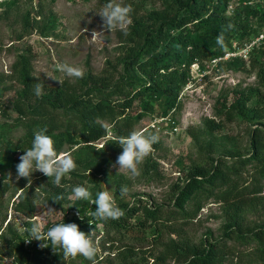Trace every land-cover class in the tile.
<instances>
[{
    "label": "trees",
    "instance_id": "obj_1",
    "mask_svg": "<svg viewBox=\"0 0 264 264\" xmlns=\"http://www.w3.org/2000/svg\"><path fill=\"white\" fill-rule=\"evenodd\" d=\"M39 1L36 0L37 4ZM233 1L237 7L227 17L226 11ZM254 1L262 0H154L157 7L151 4L146 9L145 0H123L132 6V23L128 35L116 32L120 48L113 64L105 61L99 77L91 75L86 67L83 78H75L73 83L63 81L54 88L44 85L39 98L34 94V85L38 82L31 75L29 56L23 52L17 54L8 77L16 88L10 100V110L15 116L9 118L0 105V116L10 120L0 125V179H5V171L16 168L15 157L31 147L34 132L44 128L53 139L57 153L64 146L74 148L76 169L66 174L60 185L54 183V177L45 175L38 177L28 189H24L27 180L18 182L15 191L19 194L13 212L32 217L42 209H59L70 203L72 187L84 186V183L98 191L94 174H101L102 166L117 159L107 157L103 146H95L106 136L101 122H106L118 139L127 136L135 123L151 113V104L159 106V117L168 116L177 107L178 93L189 80V68L193 64L221 58L226 51H234L233 43L240 45L264 31V7L251 5ZM16 3L17 0L0 1V8L6 11ZM28 24L26 21L25 26ZM221 34L224 39L219 44L217 37ZM261 44L252 47L248 60L250 67H256L257 85L264 88V62L258 60L264 47ZM221 64L231 70L244 69L239 57L218 63V67ZM3 83L0 76V98L12 88ZM213 110L218 122L206 123L211 133L221 130L233 118L252 123L246 149L243 155L231 158L228 165L221 158L209 157L189 165L183 179L170 188L172 202L166 212L161 206L147 207L135 199L130 204H118L124 212L122 217L104 221L87 217L89 211H95V205L75 199L71 207L74 214L47 222L43 230L60 222L76 223L81 231H92L93 238L111 244L141 243L151 234L158 241L159 233L165 230L175 238H168L161 246L155 257L158 264L166 261L225 264L233 257L238 264H264V222L248 228L241 216L245 208L253 205L264 183V125L261 124L264 98L257 88L251 89L246 94L235 95L229 104L225 99L216 100ZM15 130L21 131L20 136L10 138L8 135ZM159 146L158 140L152 148ZM156 167L154 163L144 164L146 173H155ZM119 185L114 178L116 193ZM3 191L0 187V195ZM58 196L64 199L54 201ZM208 199L224 207L221 236L216 240L205 236L193 244L183 238L182 228L198 212L200 203ZM189 203L193 207L191 211L185 209ZM80 215L85 217L81 219ZM88 220L92 221L91 225ZM31 238L29 230L17 232L7 222L0 232V264H83L87 261L79 255L65 260L59 247L41 248L42 241H26Z\"/></svg>",
    "mask_w": 264,
    "mask_h": 264
},
{
    "label": "rangeland",
    "instance_id": "obj_2",
    "mask_svg": "<svg viewBox=\"0 0 264 264\" xmlns=\"http://www.w3.org/2000/svg\"><path fill=\"white\" fill-rule=\"evenodd\" d=\"M8 1V0H1ZM136 2L138 0H132ZM107 0H17L14 7L4 11L0 8V76L5 85L12 88L0 98L2 111L9 118L15 115L10 110V100L14 95L15 85L8 78L10 67L17 54L24 53L30 58L31 75L37 82H42L47 87H57L66 81L73 83L75 77H69L58 70V65L68 64L90 70L91 75L99 77L104 70L105 61H111L119 53L120 43L114 30L109 32L104 29L102 18L97 13ZM120 2V0H117ZM145 8L157 7L154 0H145ZM253 6L264 7V0L252 2ZM237 5L233 1L226 11V16L231 15ZM3 10V11H2ZM36 12V13H35ZM28 21V26L25 22ZM93 30L103 32L92 37ZM259 34H264L260 32ZM258 36V35H257ZM256 36V37H257ZM255 37V38H256ZM254 37L240 45L232 44L235 49L243 48L255 39ZM263 41L253 45L256 47ZM264 45L261 44V46ZM251 48V49H253ZM240 59L244 63L243 70H231L222 64L225 58L214 59L209 62L193 64L189 68V80L180 90L177 96V107L169 112L168 116L159 117V106L151 104L152 111L137 123L133 129L142 131L146 135L155 134L159 137L160 146L152 148L150 154L138 165L139 175H133L129 170L113 166L115 159L123 151L117 138L111 132L106 122H101L105 127L106 136L96 143V148L103 146L105 155L114 159L109 165L101 167V174H94L98 191L91 185L84 186L91 193V199L100 191H107L116 201V204L131 203L140 199L148 207L161 206L164 212L172 202L170 188L183 179L185 169L191 164H198L204 157L216 160L221 158L224 164H230L233 157L243 155L247 146V134L252 123H243L236 118L229 124H223L219 131L211 133L206 127L207 122L217 123L214 116V104L216 100H226L229 104L238 93L246 94L247 90L258 89L264 98V88L257 85L255 80L256 67H250L248 54ZM259 61L264 62V47L260 50ZM255 52L252 53V55ZM137 110L134 107L133 112ZM10 120L0 116V125ZM264 125V120L261 121ZM132 129V130H133ZM21 131L15 130L8 136L15 138ZM113 142L112 144H110ZM74 148L62 147L58 154H70L73 159ZM24 153H17L16 159ZM157 165L155 173L145 172L144 164ZM246 172L249 173L248 168ZM97 173H100L98 171ZM5 179H0V187L4 191L0 195V232L8 222L17 232L27 229L30 231L34 223L43 227L47 222L60 219L63 215L74 214L72 202L61 208H46L32 217L18 215L13 212V206L17 202L19 192L15 191L18 182L27 180L16 179L17 171L11 169L5 171ZM44 174L35 171L32 173V183L25 184L24 189L33 186L34 181ZM66 178V177H64ZM88 178V176H87ZM114 178L120 183L118 193L115 192ZM121 186H127L128 192L121 195ZM262 190L253 201V205L244 209L241 216L244 225L248 228L264 222V183ZM86 201L89 200L79 199ZM201 207L185 228H182L183 238L191 243L207 236L210 240H216L221 236V227L224 224L223 210L220 203L208 199L201 202ZM190 203L185 206L191 211ZM51 209V211L49 210ZM133 234V232H130ZM135 236V234H133ZM160 239L155 240V235L147 236L141 243L129 242H102L100 238H94L98 249L96 264H158L155 257L161 251V246L168 238L165 230L159 233ZM130 251L126 252V248ZM241 249V248H240ZM83 264H91L86 261ZM164 264H171L166 261ZM225 264H238L235 257L229 258Z\"/></svg>",
    "mask_w": 264,
    "mask_h": 264
},
{
    "label": "clouds",
    "instance_id": "obj_3",
    "mask_svg": "<svg viewBox=\"0 0 264 264\" xmlns=\"http://www.w3.org/2000/svg\"><path fill=\"white\" fill-rule=\"evenodd\" d=\"M133 9L130 4H124L123 0H107L104 6L97 12L102 18L104 29L109 32L119 30L123 35H128V28L132 23L131 13ZM103 32L93 30L92 37ZM223 34L217 37L219 44L223 43ZM58 70L69 77L83 78L84 70L80 67L60 64ZM62 83V81H59ZM44 84L38 82L34 85V94L37 98L41 97ZM47 129H39L34 132L31 147L25 149L24 154L19 157L20 162L16 165V179L25 178L28 184L32 183L31 176L35 171L43 173L49 178L54 177V183L60 185L61 180L66 174L76 169V163L70 154H58L54 141L51 136L47 135ZM159 137L155 134L146 135L142 131L133 129L127 136L119 137L118 142L123 151L117 157L115 164L120 169L129 170L133 175H139L138 165L150 154L152 146L158 142ZM128 192L127 186H121L120 193L125 195ZM64 199L58 196L54 201L59 202ZM69 199L89 200L95 205V211H89L87 217H93L97 220L119 219L124 215L123 210L116 204L115 199L107 191H100L96 194L95 199H91V193L83 185L72 187ZM51 211V209H49ZM85 216L80 215L83 219ZM91 225L92 221L88 220ZM31 240L42 241L41 248L52 246L53 249L59 247L62 249L63 258H76L78 255L83 256L91 264H96L98 249L94 241V232L81 231L76 223L60 222L46 231L41 224L34 223L30 229Z\"/></svg>",
    "mask_w": 264,
    "mask_h": 264
},
{
    "label": "built area",
    "instance_id": "obj_4",
    "mask_svg": "<svg viewBox=\"0 0 264 264\" xmlns=\"http://www.w3.org/2000/svg\"><path fill=\"white\" fill-rule=\"evenodd\" d=\"M1 1V0H0ZM264 40V34H259L253 42L247 44V46H244L243 48L235 49L234 46V51H226L223 54L222 58L229 59V58H234V57H241L244 59L248 53V51L252 48L253 45L260 43L261 41ZM220 59V58H219Z\"/></svg>",
    "mask_w": 264,
    "mask_h": 264
}]
</instances>
